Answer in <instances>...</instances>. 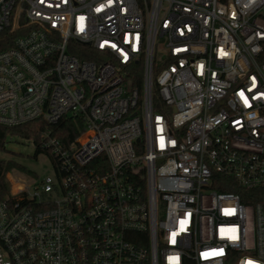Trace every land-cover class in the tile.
Wrapping results in <instances>:
<instances>
[{
  "label": "built area",
  "instance_id": "obj_1",
  "mask_svg": "<svg viewBox=\"0 0 264 264\" xmlns=\"http://www.w3.org/2000/svg\"><path fill=\"white\" fill-rule=\"evenodd\" d=\"M64 116L52 173L4 176L0 264H264V0H0V124Z\"/></svg>",
  "mask_w": 264,
  "mask_h": 264
},
{
  "label": "trees",
  "instance_id": "obj_2",
  "mask_svg": "<svg viewBox=\"0 0 264 264\" xmlns=\"http://www.w3.org/2000/svg\"><path fill=\"white\" fill-rule=\"evenodd\" d=\"M5 44V43H4ZM80 49H85L87 52L82 53ZM69 51L77 54L81 58H88L97 60V52L93 50L90 46L76 44V47L69 48ZM157 67L154 69V72H157ZM142 77V65L138 61L133 64L129 69V79L132 84L139 85L141 83ZM153 108L156 110L160 106V99L157 94V88L153 84V94H152ZM50 128L51 132L63 143H68L75 136L79 134L83 128V123L80 117L78 116H64L58 122L54 124H46L42 121H29L19 125H2L0 124V153L5 152L6 141L10 136H19L22 138H31L34 143V156L42 153V149L38 146L39 141V132L44 128ZM15 170L17 173L22 175H29L32 172L26 169L20 162L16 161L13 158H3L0 156V198L7 192L6 185L4 182L5 173ZM224 190L225 188H218ZM259 192L264 193V189H260ZM259 201L264 202V195L258 196Z\"/></svg>",
  "mask_w": 264,
  "mask_h": 264
},
{
  "label": "rangeland",
  "instance_id": "obj_3",
  "mask_svg": "<svg viewBox=\"0 0 264 264\" xmlns=\"http://www.w3.org/2000/svg\"><path fill=\"white\" fill-rule=\"evenodd\" d=\"M160 42L156 46V51L160 52ZM6 151L1 152L0 156L3 158H13L20 162L26 169L30 170L32 174L22 175L17 173L15 170L9 171L10 175H16L27 180L40 179L45 175L52 173L51 164L45 154L40 153L34 156V143L31 138H22L19 136H10L6 141ZM6 175V173H5ZM5 182V181H4Z\"/></svg>",
  "mask_w": 264,
  "mask_h": 264
}]
</instances>
